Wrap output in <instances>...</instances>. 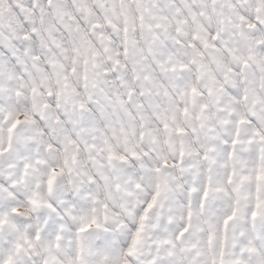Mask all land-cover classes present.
<instances>
[{
    "label": "snow or ice",
    "instance_id": "obj_1",
    "mask_svg": "<svg viewBox=\"0 0 264 264\" xmlns=\"http://www.w3.org/2000/svg\"><path fill=\"white\" fill-rule=\"evenodd\" d=\"M0 264H264V0H0Z\"/></svg>",
    "mask_w": 264,
    "mask_h": 264
}]
</instances>
